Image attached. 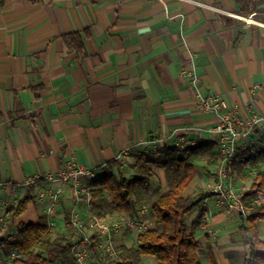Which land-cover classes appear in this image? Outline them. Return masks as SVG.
<instances>
[{"label":"crops","instance_id":"1","mask_svg":"<svg viewBox=\"0 0 264 264\" xmlns=\"http://www.w3.org/2000/svg\"><path fill=\"white\" fill-rule=\"evenodd\" d=\"M255 2L256 11L244 15L239 0H4L0 213L9 219L5 238H15L23 224H37L41 217L48 218L55 237H63L73 233L68 216H88L71 187L46 182L47 173L82 165L136 178L137 156L164 162L171 147L217 145L212 129L222 115L234 110L245 120L253 112L264 114V0ZM86 30L91 35L83 53L66 47L64 35ZM191 67L196 83L184 74ZM198 92L217 97L226 110L202 113L195 104ZM131 146L129 157L114 163ZM248 156L241 149L239 161ZM219 160L218 146L194 160L196 175L185 197L208 195ZM258 166L264 170V161ZM248 171L255 174L252 167L242 173ZM150 183L153 192L167 190L164 170L156 169ZM30 189L33 202L11 219ZM140 211L139 219L149 214L145 204ZM205 215L210 218L202 223ZM242 219L226 216L208 196L187 224L198 240L211 244L218 264H243L250 251ZM2 258L9 260L0 252Z\"/></svg>","mask_w":264,"mask_h":264},{"label":"trees","instance_id":"2","mask_svg":"<svg viewBox=\"0 0 264 264\" xmlns=\"http://www.w3.org/2000/svg\"><path fill=\"white\" fill-rule=\"evenodd\" d=\"M241 12L250 15L256 11L255 0H239ZM4 0H0V8ZM89 30L83 33L64 35L66 47L77 53L85 50V38L90 37ZM217 145L199 142L193 147L180 150L178 147L166 149V161L156 162L137 156L132 167L139 177L128 179L120 173L104 172L90 182L92 202L90 213L97 218L113 217L116 213L133 220L140 217L141 205L152 202L155 216V228H149L138 236L136 247L118 246L117 259L112 264H143L144 257H153L157 264H203L200 252L206 251L208 264H218L211 244L201 242L188 226V218L209 195L199 198L185 197L184 192L195 178L194 160L203 157ZM219 155V152H218ZM220 158V155H219ZM264 161V148L255 156L243 161L237 157L234 162L236 176L246 167L255 169L251 185L244 203L249 216L242 219V231L247 236L249 256L243 264H264V241L261 240L258 223L264 221V204L251 205L247 200L264 197V170L258 166ZM156 169H163L167 190L152 191L151 179L156 176ZM32 189L12 210L10 218L18 219L33 202ZM71 217L66 219V226L71 227ZM91 250L98 259L103 256L98 252V235L92 238ZM0 252L9 259L12 253L21 258L7 261V264H74L70 242L65 237H55L47 217H41L37 224H23L15 239H0Z\"/></svg>","mask_w":264,"mask_h":264},{"label":"built area","instance_id":"3","mask_svg":"<svg viewBox=\"0 0 264 264\" xmlns=\"http://www.w3.org/2000/svg\"><path fill=\"white\" fill-rule=\"evenodd\" d=\"M184 74L189 75L193 83H196L197 77L194 68L191 67L184 71ZM195 104L202 113L219 114L226 110V105L223 101L217 97L204 96L200 92L196 95ZM212 133L215 135L220 160L216 169V180L208 189V195L215 199L218 209L226 216L235 217L238 215L247 218L249 211L244 203L246 194H239L237 190L238 183L234 162L239 156L241 149H246L251 156H255L261 148H264V114L253 112L248 119L244 120L236 111L231 110L222 115L220 122L212 129ZM256 134H259L263 140H258L255 146L248 147L249 143H253V138L257 136ZM157 142V140L154 141V143ZM133 148L131 146L119 153L115 157L114 163L120 164L124 162L129 157V153ZM100 174L97 169H91L82 165H68L58 172H50L43 177L48 183H61L70 186L77 202L85 205L89 210L87 222L90 230H87L82 224L81 220L83 219L77 216H73L70 219L71 229L74 233L73 241L70 244L74 264H99L95 261L93 251L91 250L94 235H98L100 241L97 246L98 252L110 261L117 259L116 248L110 238L111 225L107 223L106 218H97L90 213L92 202L90 182ZM1 195L2 188L0 185V197ZM261 198L264 197L259 196L252 199V201H255L256 205H262L258 203ZM46 212L48 215L53 213L52 205L47 207ZM209 218V215H205L202 223L207 222ZM123 219L125 225L132 229L137 228L141 224L139 219L133 220L126 216ZM8 225V217L0 213V239H4L8 234ZM113 228L117 230L119 225L115 224ZM5 239L13 241L15 238L9 237ZM19 258L21 256L18 253H12L9 261Z\"/></svg>","mask_w":264,"mask_h":264},{"label":"rangeland","instance_id":"4","mask_svg":"<svg viewBox=\"0 0 264 264\" xmlns=\"http://www.w3.org/2000/svg\"><path fill=\"white\" fill-rule=\"evenodd\" d=\"M261 138V136L259 134H257V136H254L253 138V143H249L248 147L251 146H255L256 142ZM238 185H237V190L239 192V194H246L249 191L250 188V182L254 180V173L253 172H246V173H240L238 174ZM248 179V182L246 181ZM239 186V187H238ZM259 200V199H258ZM150 201L145 202L144 204L146 205V208L148 209V213L149 214H143L141 215V218L139 219L140 223L137 228L132 229L129 228L127 225H125V221L122 217H107L106 221L107 223H109L110 226V238L115 246V248H117L118 246H126L129 248L132 247H136L138 245V236L144 232L145 230L149 229V228H155V220H154V216L153 214L150 212ZM251 205H255V201L253 202H248ZM259 204H264V198H261L258 202ZM142 212V211H140ZM142 214V213H141ZM88 218H84L83 220H81L82 224L85 226V228L87 230H90V228H88ZM262 225L260 224V230L262 233V236L264 238V221H262ZM115 224L119 225V228L117 230H114L113 226ZM73 234H67L65 237L70 244L73 241ZM108 240V238H107ZM200 255L202 257L203 262H207L206 259V252L204 251L203 253L200 252ZM3 257V256H1ZM104 258V257H102ZM3 259V258H2ZM94 259L97 263L99 264H112L110 260L108 259H98L95 255H94ZM7 262H4V259L0 261V264H6ZM143 264H157L156 260L153 257H144L143 258Z\"/></svg>","mask_w":264,"mask_h":264}]
</instances>
